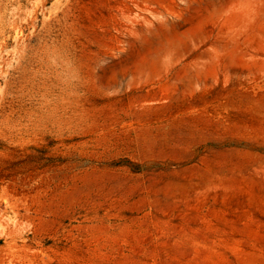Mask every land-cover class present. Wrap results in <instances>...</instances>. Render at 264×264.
Returning a JSON list of instances; mask_svg holds the SVG:
<instances>
[{
	"label": "rangeland",
	"instance_id": "374dc122",
	"mask_svg": "<svg viewBox=\"0 0 264 264\" xmlns=\"http://www.w3.org/2000/svg\"><path fill=\"white\" fill-rule=\"evenodd\" d=\"M0 264H264V0H0Z\"/></svg>",
	"mask_w": 264,
	"mask_h": 264
}]
</instances>
